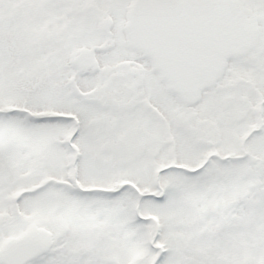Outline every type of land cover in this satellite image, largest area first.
Returning a JSON list of instances; mask_svg holds the SVG:
<instances>
[{
	"label": "snow or ice",
	"instance_id": "obj_1",
	"mask_svg": "<svg viewBox=\"0 0 264 264\" xmlns=\"http://www.w3.org/2000/svg\"><path fill=\"white\" fill-rule=\"evenodd\" d=\"M0 264H264V0H0Z\"/></svg>",
	"mask_w": 264,
	"mask_h": 264
}]
</instances>
